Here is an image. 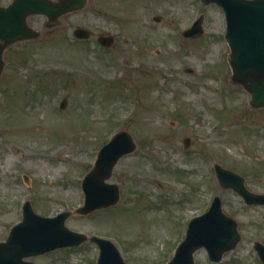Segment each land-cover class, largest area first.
<instances>
[{"label":"rangeland","instance_id":"1","mask_svg":"<svg viewBox=\"0 0 264 264\" xmlns=\"http://www.w3.org/2000/svg\"><path fill=\"white\" fill-rule=\"evenodd\" d=\"M199 15L203 34L182 37ZM45 21L29 17L40 36L3 54L0 241L29 201L40 216L70 212L68 229L111 240L126 264H166L188 221L218 195L239 240L218 263L204 249L194 263L261 264L253 243L264 244V209L219 187L213 168L238 173L249 191L264 194V108H251L249 94L231 82L222 10L199 0H87L59 26L44 28ZM76 27L89 39H75ZM99 35L112 36V47L102 48ZM118 130L130 133L136 149L108 180L119 189L117 203L72 213L83 202L82 177ZM97 253L85 242L28 260L95 264Z\"/></svg>","mask_w":264,"mask_h":264},{"label":"water","instance_id":"2","mask_svg":"<svg viewBox=\"0 0 264 264\" xmlns=\"http://www.w3.org/2000/svg\"><path fill=\"white\" fill-rule=\"evenodd\" d=\"M200 2L203 5L212 3L222 9L225 19L224 39L229 48L226 60L231 71V82L250 94V107L264 108V0ZM86 4L87 0H11L7 6H0V76L5 65V50L12 44L32 41L40 36L39 31L28 25L29 17L43 16L46 18L44 28H53L60 25L62 17L83 9ZM154 20L159 21V18L154 17ZM202 21L203 16H200L181 35L184 38L201 36ZM72 34L81 40L90 36L81 27L75 28ZM97 41L109 48L113 44V37L101 35ZM59 106L64 109L66 102L62 101ZM183 144L186 148L189 139L185 138ZM135 148L132 136L125 130L117 131L110 137L99 149L92 168L82 179L84 203L73 211L74 214L85 216L117 203L119 189L116 184L107 181L118 161L131 154ZM215 171L222 188L232 189L246 205L264 207V194L249 191L243 177L219 165L215 166ZM70 214L65 211L54 217H44L36 214L29 202L24 203L21 221L0 242V264H34L27 259L60 248L77 247L87 241L96 244L99 249L96 264H126L110 240L68 229L65 220ZM238 240L236 222L223 213L221 200L215 196L205 213L189 221L184 239L177 245L167 264H194V253L200 248L206 250L209 261L217 263L225 252L235 247ZM253 248L264 264V244L255 241Z\"/></svg>","mask_w":264,"mask_h":264},{"label":"bare ground","instance_id":"3","mask_svg":"<svg viewBox=\"0 0 264 264\" xmlns=\"http://www.w3.org/2000/svg\"><path fill=\"white\" fill-rule=\"evenodd\" d=\"M7 163H9V159H8Z\"/></svg>","mask_w":264,"mask_h":264}]
</instances>
